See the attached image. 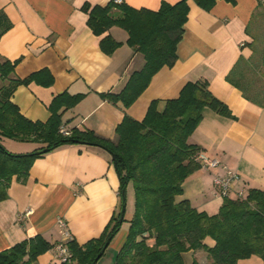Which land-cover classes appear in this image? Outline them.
I'll return each instance as SVG.
<instances>
[{"label":"crops","instance_id":"1","mask_svg":"<svg viewBox=\"0 0 264 264\" xmlns=\"http://www.w3.org/2000/svg\"><path fill=\"white\" fill-rule=\"evenodd\" d=\"M110 1L0 0V10L12 23L0 36V58L18 60L16 77L24 78L43 68L53 76L48 87L35 83L16 87L11 100L20 112L30 120L46 121L50 116L47 105L54 95L82 93L80 101L63 112L62 125L90 129L116 141V127L125 115L143 119L154 100L161 112L166 100L176 98L187 82L206 81L209 91L230 113L205 108L188 140L200 147V158H216L219 164L196 170L183 182L176 200L186 199L198 210L216 213L224 196L215 188L213 178L224 176L227 168L239 176L228 196L235 197L239 190L246 193L250 188H264V100H251L227 80L237 61L248 59L255 48L254 61L261 71L249 77L245 86L264 99V0H217L208 11L187 0L189 9L176 61L158 70L128 107L101 93L119 92L130 75L142 68L144 57L127 44L128 33L120 27L94 34L82 9L85 3L105 5ZM164 1L179 0H122L134 8L150 10H157ZM105 35L120 43L110 54L100 47ZM2 143L16 154L37 146L9 138ZM119 185L111 154L100 146L63 144L37 157L26 180L13 176L7 198L0 201V251L38 234L55 245L62 240L57 223L61 217L78 244L99 237L120 208ZM120 230L110 241L115 239L113 253L105 264H113L115 252L125 240L127 232ZM206 241L213 243L210 238ZM182 257L185 264L195 259L198 264H207L204 254L192 250L183 252ZM36 264H58L53 247L40 254ZM237 264L263 261L251 255Z\"/></svg>","mask_w":264,"mask_h":264},{"label":"trees","instance_id":"2","mask_svg":"<svg viewBox=\"0 0 264 264\" xmlns=\"http://www.w3.org/2000/svg\"><path fill=\"white\" fill-rule=\"evenodd\" d=\"M193 1L207 11L217 2ZM225 1L233 3L235 0ZM82 9L88 15L87 24L94 34L102 35L112 26L120 27L128 33L127 44L144 57L142 68L130 75L119 92L101 93L104 98L120 101L128 107L158 70L171 67L176 61V47L189 9L187 0L164 1L157 10L134 8L112 0L105 5L85 3ZM11 25L0 10V36ZM246 30L249 31V25ZM119 44L110 35L100 40L101 49L108 54ZM254 57L255 48L248 59L241 57L237 61L227 80L244 96L261 102L264 99L259 98L258 92L252 93L245 86L249 84V77L261 71ZM17 61L0 60V201L7 198L13 176L21 182L26 180L37 157L63 144L96 145L113 154L120 199L129 181L134 186V213L113 264H185L182 254L189 250L204 254L207 264H237L239 259L251 255L259 256L264 264V188H250L241 197L224 196L214 214L196 209L186 199L176 200L183 182L200 168L201 149L188 137L201 120L203 110L230 113L227 106L212 95L206 81L187 82L176 98L166 100L161 112L154 100L143 119L125 115L116 127L117 139L112 141L90 129H66L62 125L63 112L75 106L84 96L82 93L54 95L47 105L50 116L46 121L26 118L11 100L14 90L18 85L30 83L51 86L53 76L43 68L24 78L16 77ZM62 129L68 133H63ZM4 138L37 146L30 152L16 154L4 147ZM120 208L99 237L83 244L74 239L68 241L71 258L58 264H90L104 241L120 230L125 220L124 217L119 220ZM207 238L212 239L213 244H208ZM53 246L38 234L1 250L0 264H36L37 257ZM190 264H198V261L195 259Z\"/></svg>","mask_w":264,"mask_h":264},{"label":"built area","instance_id":"3","mask_svg":"<svg viewBox=\"0 0 264 264\" xmlns=\"http://www.w3.org/2000/svg\"><path fill=\"white\" fill-rule=\"evenodd\" d=\"M115 3H121L122 0H112ZM63 133H68L66 130L62 129L61 130ZM219 161L216 158H200V167L202 168H214L218 166ZM226 169L227 167L224 166ZM239 179L238 173L233 172L227 168V172L225 173L224 176L220 175H215L213 178V183L217 191L222 195V196H228L231 190H233V187L237 180ZM236 193L237 197H241L244 193L243 191L239 190ZM26 214L29 213V211L25 212ZM59 231L62 235V240L57 242L53 246L54 250V256L58 260V262L64 263L68 262L71 258V253L68 249L67 243L68 241L72 240V236L68 230V225L67 222L65 221L64 218H58L57 219Z\"/></svg>","mask_w":264,"mask_h":264},{"label":"rangeland","instance_id":"4","mask_svg":"<svg viewBox=\"0 0 264 264\" xmlns=\"http://www.w3.org/2000/svg\"><path fill=\"white\" fill-rule=\"evenodd\" d=\"M1 60V58H0ZM1 84V82H0ZM134 208H135V194H134V186L133 183L131 181H129L126 185V209H125V214H124V221L122 222V228H121V232L125 231L127 232L129 225H130V219L133 216L134 213ZM124 229V230H122ZM124 240V238H123ZM209 240V239H208ZM115 239L112 240V243L109 244V246L107 247L105 256L99 261L98 264H105L108 260L107 257H109L112 253H113V248H114V243ZM124 242V241H123ZM213 244V243H211ZM117 253V250L115 252V254Z\"/></svg>","mask_w":264,"mask_h":264},{"label":"water","instance_id":"5","mask_svg":"<svg viewBox=\"0 0 264 264\" xmlns=\"http://www.w3.org/2000/svg\"><path fill=\"white\" fill-rule=\"evenodd\" d=\"M111 157L113 158V154H111ZM125 209H126V188H124L121 191V208H120V217H119L120 222L122 221V219L124 217ZM111 238L112 237L110 236L104 241V243L101 246L98 254L95 256V258L93 259V261L90 264H96V262L99 260V258L102 256V254L105 252L106 248L110 244Z\"/></svg>","mask_w":264,"mask_h":264}]
</instances>
